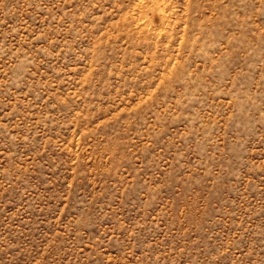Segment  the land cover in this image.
<instances>
[{"label": "rangeland", "instance_id": "374dc122", "mask_svg": "<svg viewBox=\"0 0 264 264\" xmlns=\"http://www.w3.org/2000/svg\"><path fill=\"white\" fill-rule=\"evenodd\" d=\"M0 264H264V0H0Z\"/></svg>", "mask_w": 264, "mask_h": 264}]
</instances>
